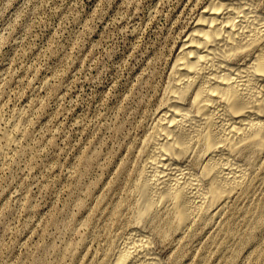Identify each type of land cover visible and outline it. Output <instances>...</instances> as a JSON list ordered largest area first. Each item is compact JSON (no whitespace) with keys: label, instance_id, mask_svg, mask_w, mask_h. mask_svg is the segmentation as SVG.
I'll use <instances>...</instances> for the list:
<instances>
[{"label":"rangeland","instance_id":"374dc122","mask_svg":"<svg viewBox=\"0 0 264 264\" xmlns=\"http://www.w3.org/2000/svg\"><path fill=\"white\" fill-rule=\"evenodd\" d=\"M204 3L0 0V264L100 263ZM263 182L236 202L234 235L195 225L177 246L159 245L167 264H264Z\"/></svg>","mask_w":264,"mask_h":264},{"label":"bare ground","instance_id":"6f19581e","mask_svg":"<svg viewBox=\"0 0 264 264\" xmlns=\"http://www.w3.org/2000/svg\"><path fill=\"white\" fill-rule=\"evenodd\" d=\"M187 29L99 264H167L159 245L195 225L233 234L264 175V0H205Z\"/></svg>","mask_w":264,"mask_h":264}]
</instances>
